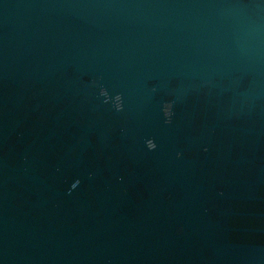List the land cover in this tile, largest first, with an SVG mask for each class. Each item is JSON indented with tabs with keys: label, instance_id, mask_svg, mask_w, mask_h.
Masks as SVG:
<instances>
[{
	"label": "water",
	"instance_id": "water-1",
	"mask_svg": "<svg viewBox=\"0 0 264 264\" xmlns=\"http://www.w3.org/2000/svg\"><path fill=\"white\" fill-rule=\"evenodd\" d=\"M0 264H264V0H0Z\"/></svg>",
	"mask_w": 264,
	"mask_h": 264
}]
</instances>
